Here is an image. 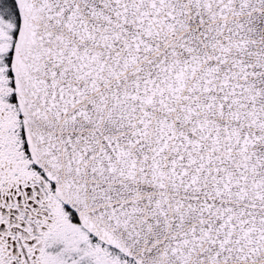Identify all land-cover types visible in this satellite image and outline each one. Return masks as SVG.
I'll list each match as a JSON object with an SVG mask.
<instances>
[{
	"label": "snow or ice",
	"instance_id": "snow-or-ice-1",
	"mask_svg": "<svg viewBox=\"0 0 264 264\" xmlns=\"http://www.w3.org/2000/svg\"><path fill=\"white\" fill-rule=\"evenodd\" d=\"M0 264H264V0H0Z\"/></svg>",
	"mask_w": 264,
	"mask_h": 264
}]
</instances>
